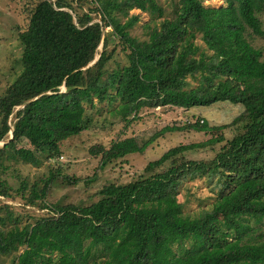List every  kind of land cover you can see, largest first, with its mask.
Listing matches in <instances>:
<instances>
[{"label":"trees","instance_id":"trees-1","mask_svg":"<svg viewBox=\"0 0 264 264\" xmlns=\"http://www.w3.org/2000/svg\"><path fill=\"white\" fill-rule=\"evenodd\" d=\"M29 1L18 32L21 70L0 89V141L11 128L13 135L0 146V196L49 213L22 219L12 205H0V256H11L9 264H264V234L253 225L264 219V47L252 43L264 39V0H224L220 7L177 0L170 16L158 0ZM133 9L149 17L142 39L130 33L140 21ZM117 51L127 62L107 69ZM219 101L243 110L219 125L200 117L165 125L142 144L125 137L90 146L103 169L144 153L168 132L210 135L170 147L131 181L104 184L91 203H49L60 169L33 181L24 176L17 196L1 177L13 163L58 161L62 143L90 129L96 103L128 126L143 108ZM198 151L212 155H187ZM200 176L212 183L215 200L198 215L185 214L179 188Z\"/></svg>","mask_w":264,"mask_h":264},{"label":"rangeland","instance_id":"rangeland-1","mask_svg":"<svg viewBox=\"0 0 264 264\" xmlns=\"http://www.w3.org/2000/svg\"><path fill=\"white\" fill-rule=\"evenodd\" d=\"M176 1L158 0V3L164 7L165 15L170 16ZM202 2L204 5L212 7H220L224 4V0H202ZM30 4L29 0H0V89L9 85L21 70L22 47L18 40V32L26 26L28 20L26 10ZM131 13L138 14L140 21L130 30V33L142 39L145 33L143 25L149 20V17L138 9H133ZM259 17L264 27V12ZM109 30L106 28L105 31ZM196 42L202 45L200 39H197ZM252 43L254 46L264 47L263 38L253 37ZM101 49L102 43L99 45L95 57L98 56ZM126 62L124 53L117 51L107 64V69H112L117 64L124 65ZM189 81L192 86L197 84L196 80L189 79ZM61 90L64 89L61 87ZM109 110L111 108L106 103H96L94 108L89 109L88 113L92 117L90 129L64 141L58 161L43 162L38 167L21 162L13 163L12 168L10 167L1 176L8 180L13 196L18 195L16 188L20 187L24 176H28L29 181L38 180L41 176H47L49 168H51L53 170L60 169V172L57 175L58 179L54 181L48 191L47 200L50 204L91 203L98 199V190L104 184L111 182L121 184L131 181L142 173L146 163L157 159L170 147L202 141L209 138L210 135L195 131L168 132L150 143L144 153L129 154L108 164L103 169L99 167L100 156H93L89 153L90 146L101 142L108 147L111 141L125 137H134L138 143L142 144L165 125H179L186 121H194L197 117L206 119L210 125L228 123L241 113L243 106L229 101H219L209 106H194L189 110L167 106L143 108L140 110L138 120L128 126H124L125 123L120 121V118L114 117ZM11 118L12 115L9 119ZM226 136H231L230 130L226 131ZM20 145L29 147L27 141L20 142ZM208 154L212 155V152L198 151L187 155L190 158L202 159L208 158ZM64 177L69 178L70 182L67 178L63 179ZM215 197L216 191L213 190L212 183L206 176L183 181L177 196L178 201L182 203L183 212L192 216L208 209ZM22 201L21 198L9 199L0 196V205L3 203L12 205L14 211L23 213L22 219H26L29 215L39 217L49 213L48 210L39 207L24 205ZM253 225L260 227L261 233L264 234V219ZM11 260L9 255L0 256V264H9Z\"/></svg>","mask_w":264,"mask_h":264},{"label":"water","instance_id":"water-1","mask_svg":"<svg viewBox=\"0 0 264 264\" xmlns=\"http://www.w3.org/2000/svg\"><path fill=\"white\" fill-rule=\"evenodd\" d=\"M68 13H70L71 15H75L71 10H69L68 9V11H67ZM74 19H75V23H76V18L74 17ZM97 21H99L100 23H102L99 19L97 20ZM98 58H99V55L97 56V57H95L89 64H88V66H90V65H92V64H94L97 60H98ZM87 66V67H88ZM63 87H64V85H63ZM63 91V90H62ZM21 107H23V105L22 106H20V107H18V108H21ZM17 108V109H18ZM13 138V135H12V128H11V130H10V132H9V138L8 139H6V140H3V142L2 141H0V146H2L3 144H5V143H7L9 140H11Z\"/></svg>","mask_w":264,"mask_h":264}]
</instances>
